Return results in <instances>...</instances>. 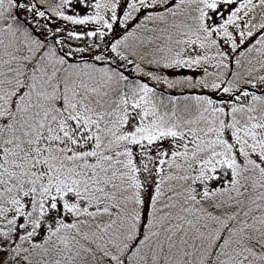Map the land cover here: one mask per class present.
<instances>
[{"label": "snow or ice", "instance_id": "6c2138e0", "mask_svg": "<svg viewBox=\"0 0 264 264\" xmlns=\"http://www.w3.org/2000/svg\"><path fill=\"white\" fill-rule=\"evenodd\" d=\"M0 264H264V0H0Z\"/></svg>", "mask_w": 264, "mask_h": 264}]
</instances>
